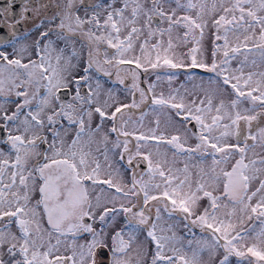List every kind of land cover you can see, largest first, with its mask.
<instances>
[{"label": "snow or ice", "instance_id": "6c2138e0", "mask_svg": "<svg viewBox=\"0 0 264 264\" xmlns=\"http://www.w3.org/2000/svg\"><path fill=\"white\" fill-rule=\"evenodd\" d=\"M22 2L25 7L20 15L30 18L25 17L30 10L27 0ZM77 3L84 7V17L73 11ZM173 3L175 8L164 10L165 4ZM14 5L15 0H8L0 9V32L9 29L14 34L17 21L9 22L15 15L11 12ZM178 11L184 14L177 15ZM56 15L60 19L55 29L41 31L32 45L35 59L27 47L13 46V58L0 50V131L7 133L0 139L9 147L7 153L0 150V264H231L233 257L237 264H264V128L242 135L241 126L243 121L250 129L264 114V70L245 73L246 68L264 66V0H96L91 4L64 0L62 8L57 5ZM55 19L51 17L49 23ZM164 23L167 26L160 27ZM36 26L42 27L43 22ZM209 26L214 41L223 42L213 44L210 64L197 59L198 46ZM179 28L184 33L178 40L187 44L191 36L197 45L187 53L188 64L170 54L177 47L173 31ZM77 41L82 45L79 51ZM221 52L223 59L218 61ZM24 53H29L26 63ZM238 56L243 59L233 68L232 61ZM105 65L115 69L120 84L131 78V104L99 102L102 85L96 78L92 87V74L111 77L113 73ZM125 65L130 67L125 69ZM161 68L165 74L156 73V81L167 80V96L156 94V83L149 84L147 90L138 83L140 70L149 73ZM196 68L216 79L205 87L192 83L194 78L189 75L186 79L192 83L191 90L184 84L183 93L172 87L179 70ZM125 71L127 75L122 76ZM85 86L87 91L82 94ZM228 88L234 98L214 103L219 92ZM69 90H74V103L65 104L59 93ZM12 96L16 99H9ZM244 103L250 107L241 109ZM8 104L15 105L11 113L5 107ZM141 105H150L153 111L171 109L182 125L194 123L199 128L195 145L188 144L187 136L182 140L179 133L158 135V117L148 132L128 131L129 121L122 117L131 115L126 110ZM94 115L99 122L93 127ZM145 115L147 112L139 121L141 128ZM105 121H112L107 132L103 130ZM45 130L51 134V142L43 134ZM112 133L114 141L110 140ZM128 137L137 141L135 156L147 163L148 180L134 175L125 191L114 182L111 171H104L95 153L102 155L111 169L109 153L123 159L130 151ZM229 137L237 142L225 143ZM41 144L47 145V150H39ZM161 145L168 147L173 158H185L183 168L171 166L167 152L160 151ZM144 148H154L155 153L141 152ZM257 148L262 152L257 153ZM237 156L230 170L223 167ZM34 157L40 159L29 168ZM207 157L211 165L206 170L200 165ZM132 159L130 155L128 163ZM193 159L198 160L192 167L198 169L199 177L194 185L188 163ZM157 176L160 183L155 182ZM98 185L106 188L97 189ZM221 186V195H213ZM108 189L118 195L105 196ZM141 194L138 210L134 211L136 204L129 207L121 202L117 207L118 201ZM203 198L209 205L198 213ZM229 206L227 218L218 215L221 207ZM121 213L124 227L110 233L109 225ZM176 213L187 222L185 237H177L172 225L159 226L165 215L170 219ZM246 219L259 221V229L244 227ZM13 224L19 234L12 231ZM194 228L205 235L197 238ZM139 232L145 233L153 246L150 260L142 244H137Z\"/></svg>", "mask_w": 264, "mask_h": 264}, {"label": "rangeland", "instance_id": "374dc122", "mask_svg": "<svg viewBox=\"0 0 264 264\" xmlns=\"http://www.w3.org/2000/svg\"><path fill=\"white\" fill-rule=\"evenodd\" d=\"M175 7H176V5L174 3L171 4V5L165 4L164 5V10L165 11H170L172 8H175ZM183 14H184L183 11H178L177 12V15H183ZM126 15H127V13H126ZM193 15H194V13H193ZM156 26H157L156 24H153V28H155ZM166 26H167L166 23L160 24V27H166ZM183 33H184V29L183 28H179V29H176V30L173 31L172 38H173L174 44H176L177 47H175L173 49V52L170 53V54L182 58L184 60L185 64H188V63H190V61L188 59L187 53L189 52V50L192 47H197V45L192 40L191 36H189V38H188L189 39V43H187V44H184V43L181 42V40H178L177 37H181L182 38L183 37ZM213 33H214V30L211 28V26H209L208 28L205 29L204 37L201 40L200 45L198 46L200 48V51L197 53V59L198 60L203 59L205 62H207L209 64L211 63V60H212V55L211 54H212V50H213V44L214 43H218V44H222L223 43L222 41H219V42L214 41ZM143 38L144 37L142 36L141 40H143ZM167 39H168V37L165 36L164 37L165 42L167 41ZM230 40H231V42L233 44L236 43V41H235V39L233 37H230ZM138 43L139 42H137V47H138ZM136 54H139L138 50H137ZM216 59L218 61L220 59H223L222 52L217 55ZM241 59H243V57L242 56H238L237 59L232 61L231 66L233 68L238 67L239 66V60H241ZM104 67L108 71L115 72V69L110 68L107 65H105ZM125 69H127V68H125ZM249 70H264V66H262L259 69L246 68L245 69V73H247ZM149 73L150 74H148L145 77V83H146L147 87L151 83H156V85H157L156 89H155L156 94L158 95L161 92H163L164 95L167 96L168 92H169V85L167 83V80H162V81H159V82L156 81V73H160V74L163 75V74H165V69H163V68L157 69V70H151L150 69ZM121 75L122 76H126L127 72L126 71L122 72ZM189 75H191L194 78L192 83H195V84L203 83L205 85V87L208 86V81L209 80L216 79L214 74H212V73H207V72H205V73H193V72H186V71L184 72L183 69H181V70H179L176 73L177 78L173 81L172 87L173 88H179L181 93H183L184 89L181 88V85L184 84L191 90L192 83H189L187 81V79H186V77L189 76ZM93 77H94V79L92 81V87L95 88V79L99 78V77H97V76H93ZM113 80L114 81H102V80H100L102 88H101L100 95H99V102L101 104H103L104 101H107L109 104H113V105H116V104L123 105V104H127V103L131 104L132 103V98H131L132 92L131 91L127 92L125 90V89H130L131 90V81H130V85L129 84L128 85H124V84H120L116 80V76L114 77ZM130 80H131V78H130ZM41 91H43V90H41ZM109 91L111 92V98L109 97ZM191 98L192 97H188L187 99L190 100ZM232 98H234V97L232 96L231 89L228 88L227 91L219 92V94L217 95V98L214 100V103H219V101L221 99H223L225 101V103H228ZM9 99H16V98L14 96H12ZM186 102H187V100H186ZM70 103H74V101L70 102ZM5 107L7 108L9 113L14 111V109H15V105L14 104H8ZM32 107L34 108L35 104H33ZM141 107H142V105L139 108H137V109H140ZM248 107H250V105L248 103H244V104L241 105V109L248 108ZM108 111L109 112L114 111V107L113 108H109ZM145 112H147V115H145L143 117V127L142 128L139 127V121H140V118H141L142 114L131 113L130 116L129 115H125V116L122 117V120L129 121V123L127 125V130L128 131L136 130L137 132H148V130L150 128H154L155 127V123L154 122H155V120L158 117L159 120H160V128H159V130L157 132L158 135H159L160 132H163L166 136H171V135H175V134L179 133L181 135V139L182 140L184 139L185 136H187L188 137V144L192 145V146L195 145V143H196L195 135H198V132H199L198 126H196L197 129H196L195 132H193V131L191 132L188 129L187 125H182L179 122V118H177L175 116L174 112H172L171 109H167L166 108V109H162V110L153 111L151 106L149 105ZM169 116H171V119H169ZM97 122H99V117L97 115H94L93 127L95 126V124ZM0 124H3L2 120H0ZM108 126H109V121H105V128L103 129L105 132L108 131ZM241 126H242V135H246L249 131H251L252 133H256L259 128H264V114H262L257 121L253 122L252 127L250 129H249V127L247 125L244 124L243 121H241ZM3 133H4L3 137H6L7 133H5V132H3ZM13 134H19V133H16L15 131H13ZM43 134L47 135L49 142H51V140H52L51 134L49 132H47V130H45V132ZM68 140L69 141L71 140V135L68 136ZM236 142L237 141H236L235 137H229L225 141V143H230V144H235ZM242 142L243 141H241V143ZM248 143H252V142L248 141ZM41 146H42V144L39 146V150L41 149ZM46 147H47V145H46ZM95 147H96V145L93 144L92 145L93 150L95 149ZM109 148H110V146H109ZM0 150H3L5 153H7L9 151L8 145L4 144L2 139H0ZM120 150L122 151V149H120ZM120 150H117V152H119ZM160 151H161V153L167 152L169 163L171 164V166L173 168H183L184 163L186 162L184 157L173 158L171 151L168 149V147L166 145H161ZM135 152H133L131 154H126L127 159H129L130 155L133 157V155H135ZM141 152H143V153H147V152L155 153V149L154 148H144V149H141ZM256 152L257 153H261L262 150L260 148H257ZM50 154L51 153L49 152V155ZM95 155L99 156L100 163L102 164V166L104 168V171L105 172L111 171L112 174H113L114 182L120 184V186L122 188H124L125 191H127L128 188L131 187V185L129 184V172L125 171L124 168H121V170H119L117 168L116 164L118 165V163H119L118 162V156L119 155H115V154H113L111 152L109 153V161L112 163V168L111 169L107 168L106 162L104 161L102 155H100L99 153H95ZM252 155L253 154L250 152L249 156L251 157ZM39 158L40 157L32 158V160H30L29 165H28L29 168H31V166ZM155 158L156 157L154 155V159ZM236 158H238V156L234 157L227 165H224L223 167H226V168H228L230 170L231 164L235 162ZM173 159H175V163H172ZM188 163H189V166H190V172L192 173L191 181H192V183L194 185L199 177L197 175L198 169L195 168V167H192V165L197 164L198 160L197 159H193V160L189 161ZM210 165H211V158L207 157V158H205V162L203 164H201L200 167H203V168H205L207 170L210 167ZM117 170L119 171V177H117V174H118ZM146 173H147V171L143 175L139 176L138 179L143 177V179L145 181L148 180V176L146 175ZM104 177H106V176H104ZM155 182L156 183H160L159 176L156 177ZM256 186L257 185L254 184L253 185V189ZM99 188L100 187L97 186V189H99ZM209 190H211V189H209ZM108 192L105 193V196H108L110 198V196L112 194H110ZM221 193H222V186H221L220 189L213 191V195H221ZM93 195H95V193H93ZM124 201H126V200L118 201L117 205L119 203H121V202H124ZM222 203H227V201H222ZM253 203H255V200L253 201ZM208 205H209V201L207 200V198H203L199 202V207L197 209V212L198 213L201 212L203 210V208L204 207H208ZM109 206H111V205H109ZM229 211H231V206H229L228 208L221 207L218 210V215H220L222 218H227L225 216V213H227ZM237 214L239 215V212ZM185 223H187V222L183 220V217H180L178 215H173V217L170 218L169 221H168V225H172L173 226V230L175 229L176 231L178 229H184V230L187 231V228H185ZM253 225H255L257 227V230L259 229V221L255 220V219H253V220H247L246 219L245 220L244 227L250 228ZM159 226L162 227L161 223H160ZM0 227H3L2 223H0ZM44 227H47L46 223L44 224ZM96 227H99V222H97ZM117 227L118 226L116 224H113V225L110 224L108 230L111 233L112 231H115V229ZM11 229H12L13 232H16L17 234H19L15 224L11 225ZM204 235H205V233L201 232V236L196 234V237L200 238V237H203ZM54 242L55 241L53 240V243ZM251 242H252V240L249 239L248 243H251ZM185 243H186V241H185ZM61 252L62 253L64 252V248L63 247L61 248ZM67 254H70V251ZM206 259H207V257L205 256V260ZM231 264H237L236 258H234V257L231 258Z\"/></svg>", "mask_w": 264, "mask_h": 264}, {"label": "flooded vegetation", "instance_id": "af4514ba", "mask_svg": "<svg viewBox=\"0 0 264 264\" xmlns=\"http://www.w3.org/2000/svg\"><path fill=\"white\" fill-rule=\"evenodd\" d=\"M94 2H96V0H86V3L91 4ZM7 4H8V0H0V9H3L4 7H6ZM63 4H64V0H27V6L30 8V10L25 13V17H30V18H24V17H21L20 13L23 11L25 5L22 2V0H15V5L11 9V12H13L15 15H14V17H12L9 20L10 23H12L13 20L17 21L15 23L14 34H13V31L9 30V29H5L3 32H0V50L8 53L9 58H13V55H14L13 46H15L16 49L27 47L29 49V53L32 54V58L35 59L36 58L35 53H34L33 48H32L33 43L39 38V34L41 31L47 30L50 27L55 29V27L59 23V19H60L59 16L56 15L57 5H59L62 8ZM43 5H51V6L45 8V7H43ZM115 6L120 7V4L117 3ZM150 6H151L150 4L146 5V7H150ZM73 11H78V13L81 17L85 16V9L79 3H77V5L74 7ZM88 14L89 15L91 14V8L88 9ZM53 16H55L56 19L53 23L50 24L49 20ZM40 21L43 22V26L40 28H37L36 25ZM140 23L141 24L143 23L142 18H141ZM153 24H156V23H153ZM85 27H89V26L85 25ZM53 39H55V36H53ZM58 46L64 47V44L58 43ZM75 47H76L77 51H79L82 47L81 42L77 41L75 44ZM103 47H105V45H101V48H103ZM70 48H71V45L69 47V50H70ZM109 51L111 52L114 50H109ZM29 53L23 54L25 57V59H24L25 63L27 62V56ZM122 67L128 68L130 66L125 65ZM140 71H141V75L139 77L138 83H139L140 87L145 85V87L148 88L146 83H145V77L150 73H143L142 70H140ZM112 73H113V75L111 77L103 76V75H100V74L95 73V72H93L92 75L99 77V79L102 81H114L113 79L115 77L114 76L115 72H112ZM126 81H129V85H130V81H131L130 78L126 79L125 82ZM124 85H125V83H124ZM125 90L127 92L131 91L130 89H125ZM86 91H87V86L82 88V94L86 93ZM61 92H66V93H61ZM61 92L59 93L61 98L66 97L65 99H62L63 103L67 104V103L73 102L72 97L74 95V90L61 91ZM136 97H139L138 93H136ZM131 98L133 100V95H131ZM127 104H130V103H127ZM143 106L144 105H142V107ZM147 108L142 113H144L147 110ZM142 113H139V114H142ZM111 124H112V121H109L108 129L111 127ZM104 128H105V122H104ZM3 135H4V133L0 131V137H3ZM115 139H116V135L114 133L110 134V140L114 141ZM120 139L123 140L124 137H120ZM128 140H129L128 147H129L130 151H129V153H126V154H131V153L136 151L135 146H136L137 141L135 140L134 137H128ZM150 143H155V142L151 141ZM109 146L111 148V143H109ZM43 147H44V150H47L46 145L42 144L41 149H40L41 151H43ZM126 154L124 155L123 159H120V157L118 156V162L119 163H118V165L116 164V166L119 170H121V168H124L125 171L129 172V184L131 185L132 184V178L134 175L138 178L139 176L143 175L147 171V163L145 161H143L141 157H136L135 155H133L132 162L128 163L129 159H127ZM117 172H118L117 177H119V171L117 170ZM104 178H106V177H104ZM98 186L106 188V186H104V185H98ZM107 192L112 194V195L113 194L118 195L115 193L114 189H108ZM140 201H142V194L140 197H131L130 200H126L122 203H124L126 206H129V207H131L132 204H136L137 208L134 209V211H136L141 207ZM118 206H119V204L117 205V207ZM174 215H178V216L182 217V215L180 213H176ZM168 221H169V218L165 215L164 219L161 221V226L166 228L168 226ZM125 223H126V221H125L124 215L121 213V214H118L116 216V220L111 225L116 224L118 227L115 229V231H119L121 228L124 227ZM174 231H175L177 237H185L187 234V231L184 229H178L177 231L174 229ZM193 231L195 232V235L197 234V235L201 236V231L199 228H194ZM111 233H114V231H112ZM158 234H159V232H158ZM165 234L171 235V233H165ZM137 237H138L137 244H142L144 250L147 253L148 259L150 260L151 254L153 251V246L146 239L145 233L139 232V233H137ZM188 238H191V237H188ZM5 258H7V257H5Z\"/></svg>", "mask_w": 264, "mask_h": 264}, {"label": "water", "instance_id": "95a60500", "mask_svg": "<svg viewBox=\"0 0 264 264\" xmlns=\"http://www.w3.org/2000/svg\"><path fill=\"white\" fill-rule=\"evenodd\" d=\"M187 72H197V73H205L204 71H202L201 69L199 68H196V69H188V70H185ZM129 84V81H126L125 82V85ZM143 88H145V90H147V88L145 87V85L142 86ZM61 93H66V92H61ZM136 95V94H135ZM150 95V94H149ZM66 97H63L62 99H65ZM149 105H144L141 109H131V110H127V111H130V113H135V114H139V113H142ZM189 127L192 128L193 132L196 131V127H195V124L194 123H190L189 124ZM43 150H44V147H43ZM101 260L103 261H106V257L104 256H101L100 257Z\"/></svg>", "mask_w": 264, "mask_h": 264}]
</instances>
